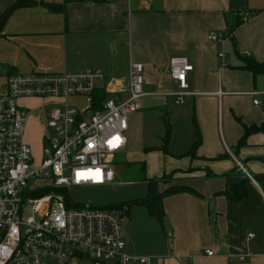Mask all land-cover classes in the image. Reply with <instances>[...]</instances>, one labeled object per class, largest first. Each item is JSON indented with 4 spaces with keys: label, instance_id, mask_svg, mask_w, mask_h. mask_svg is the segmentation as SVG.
Here are the masks:
<instances>
[{
    "label": "crops",
    "instance_id": "1",
    "mask_svg": "<svg viewBox=\"0 0 264 264\" xmlns=\"http://www.w3.org/2000/svg\"><path fill=\"white\" fill-rule=\"evenodd\" d=\"M17 1L0 0V18ZM28 1L33 5L14 11L0 30V78L5 81L1 92L10 75L100 71L105 81L99 92L124 101L132 65L142 64L144 98L155 100L153 105L141 103L129 116L126 134L158 113L165 135L170 125L172 154L155 178L175 172L173 184L200 196L166 198L163 222L146 208L134 207L123 226L125 252L149 257L152 264H264V188L257 181L264 177V133L248 136L246 146L233 152L244 128L260 126L264 119V109L256 107L250 95L264 92V75L254 78L240 69L248 59L264 64V0ZM247 13L256 14L246 19ZM237 19L245 22L222 40ZM212 34L220 41H210ZM173 58H186L194 67L188 77L193 95L184 104L172 95L177 92L169 76ZM25 101L45 103L47 114L39 121L47 125L48 101L23 99V111L28 109L21 104ZM194 117L202 144L196 158H179L196 142ZM46 136H40L43 152ZM24 141L29 146L25 135ZM128 145L127 138L120 156H125L126 173L134 169L153 179L146 164L127 161ZM219 156L224 158L214 160ZM248 175L253 179L248 198L231 204L223 192Z\"/></svg>",
    "mask_w": 264,
    "mask_h": 264
},
{
    "label": "built area",
    "instance_id": "2",
    "mask_svg": "<svg viewBox=\"0 0 264 264\" xmlns=\"http://www.w3.org/2000/svg\"><path fill=\"white\" fill-rule=\"evenodd\" d=\"M226 36L222 40L231 37ZM209 39L221 38L212 34ZM193 72L186 58L170 62L169 76L177 87L172 95L180 104L193 95L188 91ZM104 81L100 71L17 74L10 75L5 91H0V264H152L149 257L125 252L121 212L88 205L68 208L64 195L55 193L103 187L114 180L112 168L127 145L129 116L141 109L147 96L144 66L132 65L124 101H100L97 94ZM250 95L253 104L264 109V99L258 98L264 92ZM23 99H42L50 107L51 136H46L45 156L36 166L24 141L28 113L19 106ZM73 99L84 100L85 106L71 104ZM46 188L54 193L29 199ZM26 204L37 219H25Z\"/></svg>",
    "mask_w": 264,
    "mask_h": 264
},
{
    "label": "rangeland",
    "instance_id": "3",
    "mask_svg": "<svg viewBox=\"0 0 264 264\" xmlns=\"http://www.w3.org/2000/svg\"><path fill=\"white\" fill-rule=\"evenodd\" d=\"M4 86L5 81L3 78H0V91H2ZM152 100L155 99L152 97H146L142 99L141 103L143 104L147 102L150 105H153L151 104L153 102ZM71 103H75L81 108L85 106V102L82 99H73L71 100ZM21 104L28 108L26 109L27 111L24 109V112L28 113L32 112L30 109L33 110V112L29 115L30 118L25 131V140L29 143V146L32 149L36 166L45 156L42 150L43 145L41 143L42 139L40 140V136L42 133L45 136H51L47 130V125H41L39 121V118H41L44 113L47 114V111L44 107L45 103L40 104L33 101H25L21 102ZM158 116V113L152 114L150 119L146 118V121L139 123V126H135L128 134H126V138L129 139V145L126 151L127 161H137L139 163L146 164L152 173L150 178L161 176V172L165 170L163 169L164 165L169 163L168 156L172 154L170 149L171 143L168 147V152L165 151V128L162 121H159ZM152 119L155 120L154 123H151ZM120 161L119 165L112 168L115 174L113 183L109 184L106 188L100 189L92 187L73 188L68 191L70 199L75 204L105 208L109 206L125 205L129 202L145 198L147 196V187L142 183L144 182V175L137 173L134 169L128 168L126 173V164H124L126 160L124 155L122 158L120 157ZM46 183H48V181H46ZM141 195H144V197H140ZM29 199L32 200L34 198ZM24 217L25 219L33 217L36 219L38 218L31 210V205L27 204L24 207ZM127 222L128 217H125L122 222L123 226Z\"/></svg>",
    "mask_w": 264,
    "mask_h": 264
},
{
    "label": "trees",
    "instance_id": "4",
    "mask_svg": "<svg viewBox=\"0 0 264 264\" xmlns=\"http://www.w3.org/2000/svg\"><path fill=\"white\" fill-rule=\"evenodd\" d=\"M32 5L33 4L28 0H18L17 3L13 7H11L6 12L5 15H3L0 18V30H2L4 23L14 11L20 8L31 7ZM53 10L62 11L63 8L54 7ZM247 14L248 16L246 17V19H249L255 16L256 13L255 14L247 13ZM244 22L245 21H241L237 19L235 24L229 28L228 34L233 36L236 29L239 28ZM240 69L248 71L249 73L252 74L254 78H256L259 75H264V64L251 61L249 59L246 60L245 64ZM97 97L100 99V101H104L105 99L108 98L105 94L103 93L101 94L100 92L97 94ZM193 123L196 129V142L193 144L192 148L190 149L188 153L180 156L179 158H196L197 157V150L202 144V137H201L198 124L195 120V117L193 118ZM167 127H168L167 132L164 137L166 152H168V147L171 141V132H172L169 124L167 125ZM258 133H264V119H263V123L260 126H251V127L244 128V134L242 138L238 141L237 145L233 148V152H237V150L246 146V139L248 136L252 134H258ZM225 156L227 157L228 155H225ZM222 158H224V156H219L214 160H218ZM174 174L175 172L170 173L169 175H164L161 178H153V179H149L144 176L143 181L147 185V196L145 198L129 202L128 204H125V205L109 206L106 208L115 209L121 212L123 217L129 218L131 214V209L134 206H142L148 210L151 217L157 219L160 222H163L165 218L164 200L166 198L171 197V196H176L179 194H191V195L199 196L196 192H194V190H192L191 188L187 186L173 184L175 182L173 181ZM263 180H264V177L257 178V181L259 182V184L262 185L264 188ZM250 183H251V180L247 176H244L243 180L239 184L230 188L229 190L224 191L223 194L228 200V202H230L231 204H238L248 198L249 196L248 186ZM161 185H167L169 187L162 189L163 186L161 187ZM52 193H54L53 190H51L50 188H46L38 192H35L33 198H42ZM55 193L64 195L68 208L83 207V205L81 204L70 203L71 199L68 196V191L65 189L60 192L55 191Z\"/></svg>",
    "mask_w": 264,
    "mask_h": 264
}]
</instances>
